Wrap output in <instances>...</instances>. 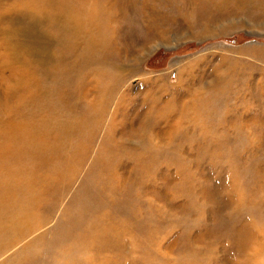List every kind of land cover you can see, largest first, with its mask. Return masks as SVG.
Masks as SVG:
<instances>
[{
	"label": "rangeland",
	"instance_id": "obj_1",
	"mask_svg": "<svg viewBox=\"0 0 264 264\" xmlns=\"http://www.w3.org/2000/svg\"><path fill=\"white\" fill-rule=\"evenodd\" d=\"M149 4L160 6L157 28L125 39L127 23L145 25L138 8ZM98 20L107 58L93 44ZM104 77L114 86L101 87ZM80 111L100 116L85 161L49 186L45 224L0 264L38 238L34 264L76 248L105 138L154 160L110 167L128 207L102 198L106 224L126 229L82 264H264V0H0V131L24 120L50 141L56 122H79Z\"/></svg>",
	"mask_w": 264,
	"mask_h": 264
},
{
	"label": "bare ground",
	"instance_id": "obj_2",
	"mask_svg": "<svg viewBox=\"0 0 264 264\" xmlns=\"http://www.w3.org/2000/svg\"><path fill=\"white\" fill-rule=\"evenodd\" d=\"M158 3L161 4V1ZM159 8L160 6L156 4L140 6L138 12L141 15L144 13L143 17L146 18L145 25L128 26L129 23H127L123 31L125 39H129L131 36L136 37V34H143L144 36H147V33L152 34L157 28L155 13H157ZM121 13L123 14L124 12ZM113 24L117 26L116 21ZM113 28L112 26L111 29ZM105 31L102 21L98 20L94 24V29H92V39L93 44L94 41L96 43L98 53L104 51L106 55L104 52L101 55L104 54V57L107 58V55L110 57L113 53L110 51L111 48L107 47L106 49L107 45L101 43V41L104 42L103 38L105 35L103 32ZM98 79L97 82L101 87L111 88L114 86V83L108 81L105 77ZM151 102L156 104L155 100H151ZM166 106L170 107V103ZM163 108L165 109V107ZM169 109L166 108L165 110L168 111ZM85 110L89 111L88 109ZM162 113L164 114L165 111L163 110ZM74 115L78 117L79 122L73 118H65L61 124L56 122L55 125H57L58 131L54 133L50 141L43 131L31 127L24 120L17 121L12 126L11 131H0V257L22 242L23 238H26L28 234L30 235L45 224L47 215H44L42 211L45 197L50 190L49 186H56L58 182L62 183V181L67 183V179L71 175L72 177L75 175L76 167H79V164L85 161V156L90 148L89 146L88 150L85 149V144L88 142L93 143V138L96 137L98 131L100 116L86 111H80ZM156 119L154 118L150 122L158 124L159 121ZM39 123L43 126L47 125ZM140 124L143 123L141 122ZM8 137H10V141H4ZM44 137L47 142H44ZM124 158L131 160L134 165L141 164L150 167L149 165L154 160V154L139 151L137 156L129 155L118 148L114 149L109 143V138L103 140V144L100 146L99 153L94 161V164L101 167L103 173L94 180L89 200L85 198L86 203L78 211L77 224L79 233L75 242L76 248L70 254L59 256L60 254L57 253L59 257L55 256L49 262L52 261L54 264H82L83 260L92 257L93 252L99 251L95 247L106 251L115 248L116 229L121 227L125 230L126 228H123V224L118 226L106 224L110 218L106 211L107 205L105 206L106 203H103L102 198L105 197L106 199L104 200L111 204L113 208L123 207L126 201L128 205V200L115 194L118 188L110 182L109 177L110 167L118 164L117 160L120 163ZM69 161H73L72 165L68 166V170H64ZM112 194H115V198L119 200L116 201L113 198L108 200ZM126 194L128 195V193ZM131 202L133 203V200H130ZM127 205L123 209L128 207ZM86 209H90L89 211L91 212L98 210L101 214L99 216L100 219L87 220L88 216L85 214L88 211ZM101 216H104V221ZM124 220L128 221V218ZM7 237L9 241H6ZM40 240L38 238L31 241L30 247L28 244H24L18 251L8 255L2 264H34V258L40 253L37 250ZM87 248L91 249L87 251ZM29 249V256L21 254ZM51 252H55V249L53 248Z\"/></svg>",
	"mask_w": 264,
	"mask_h": 264
}]
</instances>
